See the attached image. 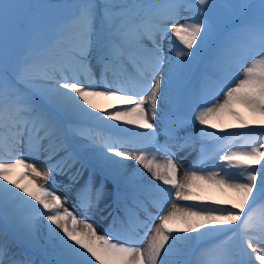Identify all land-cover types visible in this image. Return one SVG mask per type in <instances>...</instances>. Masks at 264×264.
Masks as SVG:
<instances>
[{
    "label": "snow or ice",
    "instance_id": "snow-or-ice-1",
    "mask_svg": "<svg viewBox=\"0 0 264 264\" xmlns=\"http://www.w3.org/2000/svg\"><path fill=\"white\" fill-rule=\"evenodd\" d=\"M42 7L63 6L0 0V153L6 142L17 153L21 146L43 151L46 161L64 155L41 171L22 155L6 161L0 154V264H38V255L54 257L39 264H245L237 238L248 264H264V216L255 215L264 208V0H168L150 28L144 21L156 5L144 0H76L51 24L19 17L22 8ZM162 96L177 110L158 125ZM101 98L111 103L101 107ZM186 101L191 108L181 111ZM187 120L226 143L212 157L218 170L194 164L181 180L173 157L190 139L180 135ZM93 128L106 135L97 137ZM77 147L88 150L103 175L98 186L90 176L77 192L83 220L65 206L51 175L71 169ZM162 150L166 164L155 159ZM109 178L116 215L100 234L88 215L106 198ZM10 206L25 214L9 216ZM117 223L127 239L113 238ZM223 233L231 235L200 247ZM145 237L146 248L130 246Z\"/></svg>",
    "mask_w": 264,
    "mask_h": 264
},
{
    "label": "rangeland",
    "instance_id": "rangeland-1",
    "mask_svg": "<svg viewBox=\"0 0 264 264\" xmlns=\"http://www.w3.org/2000/svg\"><path fill=\"white\" fill-rule=\"evenodd\" d=\"M17 2L21 3V4H32V5H52V4L62 5L63 7L59 8V9H50V8H43L42 7V8H37V9L22 8L19 10V17L21 20H24V22L26 24L29 21H33V20L40 22V23L51 24V23L55 22V20L57 19V17L59 15L68 14L72 10L70 6L72 4H74L76 2V0H17ZM97 2L102 3L103 0H97ZM144 2L156 5V7H154L150 12H148V14L145 18V21H147V22L144 23V27L150 28L152 26V24H154L157 21L158 18L165 15L167 8L165 7V3L162 2V0H144ZM216 2L224 4V3L228 2V0H216ZM253 2H255V0H253ZM227 18H228V13L222 12V19H227ZM169 39H171V34H169L168 39H165L163 41L165 50H167V48H168V40ZM242 63H244V64L250 63V59H244V60H242ZM93 71L96 72L97 77H98L99 71H98V67L95 66L94 61H93ZM240 74L242 75V69L240 70ZM107 77H108V79L110 78L112 80L113 79L112 73L109 72ZM157 78H159V77H157ZM219 99L222 100L223 96L221 95L219 97ZM191 103H192L191 101H186V102H184V104L182 106L179 107V109L181 111H188L191 108ZM172 104L173 103L169 99H166L163 96L161 97V99L158 102V110H157V123H158V125H159V122L163 119L162 115L167 114V112H169L171 110L170 105H172ZM100 105H102V104H100ZM193 111H195V110L193 109ZM185 125L186 126L184 128H182L181 136L188 135L190 137V139L188 140V144L184 148V150H182L181 152L178 151L179 156H181L182 158L189 161V158L191 156L193 157V155H195V153H197L199 151V153H200V155H202V157L197 161V163H199V164L204 163L205 165H207L208 167H205L204 170H218V169L213 168V165L219 164L220 161L218 158L214 159L212 157H213L216 149L220 148L226 142L222 141V142H220V144H216L209 137L201 135L200 134L201 132H199L198 130L200 128H202V126L199 125L198 123L192 121V120L185 121ZM92 131H93L94 135H97V137H101L102 131L100 130V128H93ZM238 131H247V130H238ZM219 133H221L220 135H224V133H222V132H219ZM4 134L6 135V132ZM217 135H219V134H217ZM69 146H72V144H69ZM79 152H80V156L84 160H86L91 166L96 168V172L98 173L99 178L95 177L94 183L98 182V179H99V181L103 180V175L100 173L99 167L96 164V162L89 157L88 150L87 149H81V148L77 147V153H79ZM0 154H2L4 156V159L6 161L9 158L17 156L18 154L22 155V157L28 163L35 164V166L41 171L46 170L48 163H53V162L56 163L55 161L57 159V156H55L51 161H46V154L43 151H39V152L29 151L27 146H21L19 149V153H17L15 151L11 150V148L7 145L6 142L4 143L2 153H0ZM37 162L41 163V167L38 166ZM133 162L134 161H128L127 163L129 165H131V163H133ZM51 175H52V177L55 178V181H56V191L58 189L61 191L63 190V192L65 193L64 197L66 198V200H68V199L71 200L72 197L77 194V188H75V185H79V184H75V183L78 179H76L75 181L70 180L69 176H71V173H67V175H65V174H60V172L57 171V172H52ZM28 178L31 179L32 177L29 176ZM36 181L38 184H41V183L50 184L51 183V179L48 182H45L39 178H36ZM67 182H69V183H67ZM155 183H158V182H155ZM9 187H11V186H9ZM105 191L107 194L106 198L101 200L100 204L98 205V206H100V208L98 210H95V213H93V214H95V216L93 214H89V216L91 218L95 217L98 219L100 229H101V227L106 226L107 222L109 221L108 217L101 219L100 214H102L103 210L106 208L103 205L108 200V195L110 197H112V194L114 193V183L110 178L106 181ZM57 194H58V192H57ZM215 194L219 195L218 193H215ZM175 202H177L179 204L181 203V201H175ZM109 204H111V206L108 207V208H110L109 211H112V213L116 214V212L114 211L115 204L112 203V199L109 201ZM256 211H257L258 215L264 216V208H258ZM7 212H8L9 216L25 214V211L23 209L18 210L16 206H10L7 209ZM139 216H142V215L139 213ZM256 217H258V216L256 215ZM102 220H107L105 225H104V222ZM3 227H5V224L3 221H0V228H3ZM151 234L152 233H150L149 237L151 236ZM250 234L254 235V236L258 235V233H256V232H252ZM230 235H231V233H223V234H218L214 238H205L204 240H202L200 242V247L205 248V247H209L210 245H213V244L221 243V242L225 241L227 239V237ZM146 239H147V237H146ZM231 243L232 242H229V245ZM237 243H238V246L241 250V256H242L243 260L245 261V264H248L249 257L245 254L247 252V249L244 246L243 240L237 238ZM144 246H145L144 248L147 247V241L144 244ZM197 251H199V249H197ZM174 258H175L174 256L168 257V259L170 261ZM192 258L195 259V255H193ZM35 259L37 260V262L39 264V261L41 259H43L45 261H49V260L54 259V257L51 255H38L35 257ZM252 264H255L254 260L252 261Z\"/></svg>",
    "mask_w": 264,
    "mask_h": 264
},
{
    "label": "bare ground",
    "instance_id": "bare-ground-1",
    "mask_svg": "<svg viewBox=\"0 0 264 264\" xmlns=\"http://www.w3.org/2000/svg\"><path fill=\"white\" fill-rule=\"evenodd\" d=\"M98 102V104L100 105V104H102V105H100L101 107H105L108 103H111V101H106V100H104V99H100V100H98L97 101ZM114 123V122H113ZM196 154V153H195ZM164 155H156L155 156V159H156V161L158 162V163H160V164H166V162H167V158H163L162 159V157H163ZM194 156V155H193ZM148 158L149 159H152L153 158V155H150V156H148ZM194 157H190L189 158V160H192ZM177 162H178V173H177V176H178V179H183V177H184V175H185V171L186 170H183L182 169V167H184V166H186L187 164H189L190 162L188 161V160H186V159H184V158H182V157H180L178 160H177ZM37 164H38V166L39 167H41V163L40 162H37ZM131 166H135V167H138L137 165H135V162H133V163H131ZM147 175V174H146ZM57 192H58V195H60L61 196V198L62 199H65V197H64V195H65V193L63 192V190L61 191V190H57ZM77 216L81 219V220H83L84 218H85V214L82 212V211H80V212H78V214H77ZM95 216V215H94ZM88 220H89V222H91V223H93L94 224V226L96 227V229H97V231L100 233V234H103L102 232H101V230H99V221H98V219L97 218H91L90 216H88ZM159 222V221H158ZM133 247H138V246H133ZM144 247V246H143ZM142 247V248H143Z\"/></svg>",
    "mask_w": 264,
    "mask_h": 264
}]
</instances>
